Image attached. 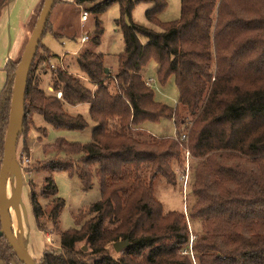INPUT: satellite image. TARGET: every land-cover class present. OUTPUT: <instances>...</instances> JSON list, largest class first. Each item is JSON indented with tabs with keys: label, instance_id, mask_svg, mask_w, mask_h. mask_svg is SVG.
Instances as JSON below:
<instances>
[{
	"label": "trees",
	"instance_id": "trees-1",
	"mask_svg": "<svg viewBox=\"0 0 264 264\" xmlns=\"http://www.w3.org/2000/svg\"><path fill=\"white\" fill-rule=\"evenodd\" d=\"M6 1L0 0V9ZM140 1L153 4L146 14L160 30L126 22ZM113 2L120 5L116 22L125 41L115 75L106 71L102 53L79 52L77 62L94 84L92 90L68 68L51 64L56 54L42 41L30 69L22 155H30V124L44 153H51L33 168L26 167L29 173L44 175L40 192L30 181L38 228L57 229L66 205L54 172H76L85 190L95 178L101 187L100 199L74 215L77 226L60 233V250L47 249L38 264H193L182 253L189 245L184 214L165 212L153 186L158 176L176 183L174 164L182 155L178 137L185 134L179 130L188 124L194 157L190 218L200 223L192 250L198 263L264 264V0H182L180 18L164 23L158 14L165 0H74L79 7L93 4L95 13ZM48 26L49 21L44 34ZM98 30L96 42L101 24ZM151 59L162 82L175 78L176 106L157 101L142 75ZM19 62H9L0 90V169ZM47 71L49 91L41 87ZM83 103L95 123L91 141L58 137L44 143L48 127L39 126L35 114L56 129L85 130L89 119L67 111L68 105ZM161 117L174 119L178 137L142 138L135 132ZM125 239L130 244L115 256L107 245ZM9 256L16 255L0 235V257Z\"/></svg>",
	"mask_w": 264,
	"mask_h": 264
},
{
	"label": "rangeland",
	"instance_id": "rangeland-1",
	"mask_svg": "<svg viewBox=\"0 0 264 264\" xmlns=\"http://www.w3.org/2000/svg\"><path fill=\"white\" fill-rule=\"evenodd\" d=\"M165 1L166 5L158 14V19L162 23L179 19L181 16L182 0ZM92 5L88 3L79 7L68 0L61 4L57 3L56 8L51 12L47 32L42 38V45L47 46L53 54H56L51 64L68 68L70 72L81 78L87 87L94 90V84L89 81L77 62V54L86 50L102 53L107 65L106 68L111 69V74L115 75L118 66V55L124 50L125 41L123 30L116 22L121 17L119 3H111L101 13L92 11ZM152 6L153 4L147 1L138 2L132 11L131 17L125 18L126 22L131 21L138 25L160 30L161 27L147 17L146 12ZM37 15L35 22H37ZM83 15L86 16L87 20H83ZM52 24H54V29L51 28ZM98 24H101L103 32L100 35V40L96 42L93 38L95 37V32H99ZM84 36H88L89 39L82 41ZM141 40L145 43L147 39L142 37ZM157 67L155 59H151L143 69L142 75L145 80L153 79L151 85L157 101L172 107L176 106L179 99V89L175 78L171 75L165 82H162L158 76ZM50 82V71H47L42 74L41 87L45 91H49ZM67 111L87 117L89 119V127L85 130L56 129L47 125L42 115L35 114L37 124L48 127V135L44 143L53 142L58 137L80 143L91 141L95 123L89 118V105L86 103L68 105ZM190 126V124L181 126V130L179 131L181 134H186L185 138H181L178 137L179 131L174 119L161 117L155 121L149 120L144 122L139 129H135V132L142 138L178 137L181 141V162L174 164V170H176L177 175L176 183H170L165 177L158 176L154 180L153 186L154 195L162 203L165 212L178 211L184 214L188 226L189 245L191 247V243L194 244L196 229L200 227V223H193L190 218L191 165L194 159L191 153L187 156V151H189L188 132L190 131ZM29 129L31 131L29 130L27 143L30 148V155L27 154V157H30L31 162L28 165L22 162L23 136H21L18 143L17 158L9 171L6 185V201L11 228L15 236L19 239L23 249L38 264L47 249L60 250V233L77 226L74 215L80 209L86 208L100 199L101 187L98 179L95 178L92 187L85 190L76 172L70 173L65 170L54 172L53 177L58 187V195L65 199L66 205L59 216L57 229L40 230L32 207L30 181L31 179L34 180L37 185L36 191L40 192L43 186L44 175L35 171L29 173L26 167L33 168L38 162L45 159V156L51 155V153H44L43 142L38 141L37 131L32 124L29 125ZM185 173H188L187 187H185L184 180L182 179ZM107 247L115 256H119L125 251L117 252L111 243ZM192 252L190 248L188 253H182L190 255L193 264H199L194 251ZM0 264L23 263L16 256H9L6 258L0 257Z\"/></svg>",
	"mask_w": 264,
	"mask_h": 264
},
{
	"label": "water",
	"instance_id": "water-1",
	"mask_svg": "<svg viewBox=\"0 0 264 264\" xmlns=\"http://www.w3.org/2000/svg\"><path fill=\"white\" fill-rule=\"evenodd\" d=\"M55 0H44L39 18L35 24L29 41L25 47L23 55L17 67L16 77L14 82V93L12 102V111L8 130L5 138L4 155L0 169V224L1 233L8 241L11 249L16 257L23 264H37L35 260L23 249L19 239L15 236L10 223V217L7 209L6 201V185L9 176V171L17 158V149L19 137L22 132L25 120V102L26 91L31 66L36 58L38 47L42 41L46 30L51 12L53 10ZM109 71V68H106ZM16 110V112H14ZM130 241L128 239L119 240L113 243L117 252L125 250ZM87 247H84L86 250Z\"/></svg>",
	"mask_w": 264,
	"mask_h": 264
},
{
	"label": "crops",
	"instance_id": "crops-1",
	"mask_svg": "<svg viewBox=\"0 0 264 264\" xmlns=\"http://www.w3.org/2000/svg\"><path fill=\"white\" fill-rule=\"evenodd\" d=\"M64 1L67 0H55L53 10ZM43 3L44 0H7L0 9V90L7 81V65L23 55Z\"/></svg>",
	"mask_w": 264,
	"mask_h": 264
},
{
	"label": "built area",
	"instance_id": "built-area-1",
	"mask_svg": "<svg viewBox=\"0 0 264 264\" xmlns=\"http://www.w3.org/2000/svg\"><path fill=\"white\" fill-rule=\"evenodd\" d=\"M82 18H83V20H87V18H86L85 15H83ZM87 39H89V37H88V36H84V37L82 38V41H86ZM52 66H54V65H52ZM152 81H153V79H148V80H147V84L151 85V84H152ZM57 96H58V97H62V92L58 91V92H57ZM185 136H186V134H183V138H185ZM189 153H190V152L187 151V156H188ZM21 158H22V162H23L25 165H28V164L31 162L30 157H27L26 155H22ZM182 179L184 180V185H185V187H187L188 173H187V174H186V173L183 174ZM193 239H194V237H193ZM192 242H193V241H192ZM192 247H193V244L191 243V247H190V245H188V246L185 248V250H184L183 252H184V253H188L189 250H190V248H191V253H193V252H192V251H193V250H192Z\"/></svg>",
	"mask_w": 264,
	"mask_h": 264
},
{
	"label": "bare ground",
	"instance_id": "bare-ground-1",
	"mask_svg": "<svg viewBox=\"0 0 264 264\" xmlns=\"http://www.w3.org/2000/svg\"><path fill=\"white\" fill-rule=\"evenodd\" d=\"M14 112H16V110Z\"/></svg>",
	"mask_w": 264,
	"mask_h": 264
}]
</instances>
